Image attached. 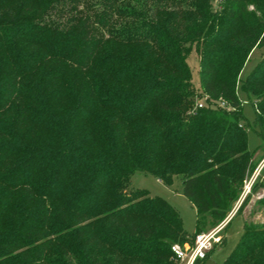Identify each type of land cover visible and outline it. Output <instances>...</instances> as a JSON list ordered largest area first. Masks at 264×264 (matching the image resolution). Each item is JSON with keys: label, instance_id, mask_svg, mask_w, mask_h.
Instances as JSON below:
<instances>
[{"label": "trees", "instance_id": "1", "mask_svg": "<svg viewBox=\"0 0 264 264\" xmlns=\"http://www.w3.org/2000/svg\"><path fill=\"white\" fill-rule=\"evenodd\" d=\"M261 46L264 0H0V264H172L225 220L253 165L238 88ZM241 89L263 136L264 56ZM136 172L181 176L194 234L129 189ZM223 264H264V222Z\"/></svg>", "mask_w": 264, "mask_h": 264}, {"label": "rangeland", "instance_id": "2", "mask_svg": "<svg viewBox=\"0 0 264 264\" xmlns=\"http://www.w3.org/2000/svg\"><path fill=\"white\" fill-rule=\"evenodd\" d=\"M211 3L214 9H218L220 7V0H211ZM263 56L264 46L255 47L241 72L240 77L242 81L248 76L250 71ZM188 62L193 72V82L196 85L197 92L200 95V97L197 99V106L201 102L206 104L207 97L201 88L200 54L196 50V47H193V50L188 57ZM242 81L239 83L238 94L243 100L244 114L248 119L246 124L249 128V149L254 152L252 158L253 165L251 171H249L247 174L246 180L244 181L243 191L239 200L235 203L232 211L225 218L227 222L219 232L213 247L209 250L212 253L210 252L208 258L202 262L200 261L198 264H223L226 258L237 246L244 232V223L246 221L254 223L264 222V206H262L260 202L264 197V185L262 184L264 182V134L263 136L259 134L261 129L255 121L256 106L247 96V94L242 91ZM220 105L223 107L228 106L224 101H222ZM250 180H253L254 184L252 190L246 194L244 191L245 185ZM255 182L259 184L255 186ZM131 188H146L150 191L151 196L159 195L166 198L180 212L186 230L191 234H194L197 228L198 214L192 202L183 193V180L181 176H175L173 184L167 185L152 174L136 172L132 177V184L129 189ZM247 197L249 199L243 205ZM207 220L208 223L206 225L205 231L216 228L222 222L221 221L216 225H211L210 222L212 221V218L208 215ZM192 243H194V241L179 244L185 246L186 244L191 245Z\"/></svg>", "mask_w": 264, "mask_h": 264}, {"label": "built area", "instance_id": "3", "mask_svg": "<svg viewBox=\"0 0 264 264\" xmlns=\"http://www.w3.org/2000/svg\"><path fill=\"white\" fill-rule=\"evenodd\" d=\"M203 102L198 104V107H203ZM254 181L250 180L245 185V193L248 194L253 187ZM227 220H224L216 228L209 231H202L198 233L194 239V243L185 246L175 243L172 246L174 252L172 264H196L198 260H203L207 256V252L213 247V244L224 227Z\"/></svg>", "mask_w": 264, "mask_h": 264}]
</instances>
